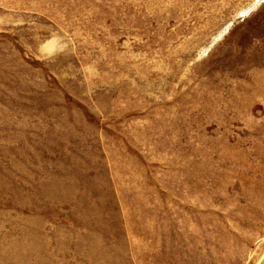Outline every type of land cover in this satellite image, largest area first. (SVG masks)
Masks as SVG:
<instances>
[{
    "label": "rangeland",
    "instance_id": "rangeland-1",
    "mask_svg": "<svg viewBox=\"0 0 264 264\" xmlns=\"http://www.w3.org/2000/svg\"><path fill=\"white\" fill-rule=\"evenodd\" d=\"M0 264H264V0H0Z\"/></svg>",
    "mask_w": 264,
    "mask_h": 264
}]
</instances>
